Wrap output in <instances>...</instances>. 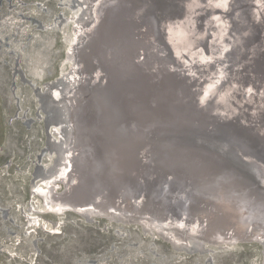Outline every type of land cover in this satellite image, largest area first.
Returning a JSON list of instances; mask_svg holds the SVG:
<instances>
[{"label": "bare ground", "instance_id": "6f19581e", "mask_svg": "<svg viewBox=\"0 0 264 264\" xmlns=\"http://www.w3.org/2000/svg\"><path fill=\"white\" fill-rule=\"evenodd\" d=\"M81 2L79 0L74 8L76 14L84 8ZM88 8L92 22L85 28H72V50L68 51L69 57L66 55V58H74L71 75L55 84H46L51 89V99L57 101L64 97L67 105L72 140L63 162H71L70 176L64 177L68 167L61 165L55 175L33 185L34 195H41L49 205V212L60 216L67 210L65 207L80 205H89L85 210L94 214L107 211L101 213L110 218L116 214L129 220L130 216L137 215L140 224L153 228L156 233L165 229L175 244L185 243L178 235L186 231L183 221L186 224L198 222V228L186 232L195 237L200 234L209 241L230 239L229 243H235L258 237V241H262L264 163L259 165L261 161L251 155L235 154L250 167L240 176L233 175L237 161L234 155L192 148L182 139L177 141L175 131L162 132L158 126L179 121L191 123L192 127L206 124L212 132L210 120L223 116L262 130L264 0H94ZM220 12L229 13L221 27L223 30L220 28L216 33L217 24L222 20ZM81 15L78 19L84 20ZM105 15L107 22L106 19L102 22ZM114 17L121 19L112 26L109 23ZM138 17L143 20L137 21ZM68 18L62 23L71 24ZM140 27H144L142 32L149 33L146 44L153 54L144 63V56L139 58L131 52L128 61L119 65V54L114 56L111 50L117 44L122 47L133 29L141 32ZM78 35L84 39L82 44H75ZM158 44L163 49L160 52ZM155 51L163 62L155 56ZM106 52L118 66L128 70V76L124 78L117 67L113 86L104 93V99L97 93V87L106 84L110 76L103 64L108 60ZM169 59L184 62V68L174 70ZM135 62L140 68L133 71ZM165 68L169 69V74L166 73L169 77L176 78L172 85H177L166 102L175 105L174 99H178L177 103H183L180 81L185 76L188 83H193L189 98L198 111L187 105L168 114L162 113L159 107L154 108L153 96L149 100L148 97L162 84ZM252 69L257 75L251 73ZM61 84L67 88H62ZM146 99L150 105L144 109L141 103ZM107 102L118 105L120 116H112L115 111L110 110L107 118L101 116V120L94 121L95 125L91 124L90 116H95ZM163 103L160 107L164 108ZM129 125L135 126L134 138L140 143L130 144L113 135ZM142 128L145 131L141 132ZM97 133L96 150L93 134ZM223 137L226 136H220L219 140H224ZM118 148L136 152L134 163L130 154ZM103 151L106 155L101 154ZM253 163L257 167H253ZM202 170L206 174L201 173ZM245 173L256 176L257 182L247 178ZM52 178H61L65 185L62 192L56 191Z\"/></svg>", "mask_w": 264, "mask_h": 264}, {"label": "rangeland", "instance_id": "374dc122", "mask_svg": "<svg viewBox=\"0 0 264 264\" xmlns=\"http://www.w3.org/2000/svg\"><path fill=\"white\" fill-rule=\"evenodd\" d=\"M80 1L84 8L76 14L79 0H0V264H264V238L174 246L138 222L82 212L89 205L51 213L34 195L33 185L61 165L70 176L58 153L69 134L67 109L51 99L46 84L73 71L72 28L92 22L94 2ZM220 13L216 33L228 15ZM67 17L71 24L62 23ZM83 41L78 35L75 44ZM51 181L64 190L61 178ZM182 225L186 231L200 226ZM185 232L178 233L184 241Z\"/></svg>", "mask_w": 264, "mask_h": 264}, {"label": "water", "instance_id": "95a60500", "mask_svg": "<svg viewBox=\"0 0 264 264\" xmlns=\"http://www.w3.org/2000/svg\"><path fill=\"white\" fill-rule=\"evenodd\" d=\"M132 18L133 19L131 21H134V17H132ZM105 19H106V22H107L106 15L102 18V22ZM120 19H121V17H118V18L114 17V18L110 19L111 21H110L109 24L112 25V26L114 24H119ZM138 20L142 21L143 19L138 17L137 21ZM150 20L153 22L154 18L150 19ZM144 27H140L141 28L140 29L141 32L137 31V28L133 29L135 34H133V30H132V33L131 34L129 33L130 34L129 35V39L124 41L122 47H121V45L117 44L111 50V51L114 52V56H116V54L117 55L119 54V56H120L119 61H118L119 65L122 62L125 63V62L128 61V57H129V54L131 52H133V54L137 55V57H139V58H142L144 56V59L142 61L144 63L146 62V59H148L150 54H153L151 48L146 44V41L148 39L147 36L149 35V33H148V31L142 32ZM154 36L156 38H158L157 37L158 35L154 34ZM134 45H136V46L134 47ZM163 45H164L163 47H166L164 43H163ZM130 46H131V50L129 49ZM133 47H134L135 50H133ZM157 47H158V50H157L158 52L163 50L162 47H160L159 44L157 45ZM138 48H139V51H138ZM158 52L155 53V56L158 58V60L163 59L162 56ZM106 53H107V55L109 54L108 52H106ZM112 58H113V56H111L109 54L107 56L108 60L107 61H103V64H104L105 68H107V70H105V71L108 72V74H110V76H108L109 79H108L107 83L106 84L102 83V84H100L97 87V93L101 97H103L104 99H105L104 93L107 90L109 91V89L112 88L115 71H116L117 67H120V66L117 65V61H114L115 59L113 60ZM172 66H173L174 70L181 71L184 68L185 65H184V62H181L180 60L177 59L175 61L174 60L171 61V67ZM110 67H111V69H110ZM138 68H140V66L135 62L133 71L134 70H138ZM257 69L258 68H256V70ZM163 71L165 73H164V77H163V79L161 81L162 84L157 86V88L155 90V93H153L152 95H149V97H148V100H149V99L152 98L151 96H153V99H152L151 103H152L153 106H155L154 108H158L159 107L160 111L162 113H165V114L171 113L173 111L175 112V110L182 108V105H187L189 109L194 110V111H198L197 107L194 106V103L189 98L190 91H191L190 89H191L193 83H188L187 82V78L184 75H182L184 77L180 81V85L182 86V88L184 90V94L180 98L183 99V103L184 104L182 102H181L182 104L181 103H177L176 101L178 99H174V101L176 100L174 102L175 105H171L170 102L169 103L166 102L167 97L173 95L174 92L176 91V89H174V88H176L177 85L173 84L174 85V87H173L172 82L174 83V81H176V78H174V77L171 78V77H169L167 75V74H169V69L165 68V70H163ZM120 72L122 73L124 78L126 76H128V70L125 67L121 66L120 67ZM251 73H255L257 75L258 72H255L254 69H252ZM182 74H184V72ZM104 81H105V79H104ZM120 89L123 90L121 87H120ZM115 91L118 93V89L117 88H116ZM64 100H65L64 97L63 98L61 97V99H57V101L62 103L67 109V105L65 104ZM148 100L146 99V101H143L141 103V105H143L142 108L147 109L148 105H150L148 103ZM105 101H107V100H105ZM162 102H164L163 103L164 104V108L160 107V104ZM130 104L131 103L128 102V105H130ZM106 106L104 108L103 107H101V108L99 107L100 109L98 110L97 114L95 116H94V114L90 116L91 124H94V121L97 122L98 120H101V116H102V118L104 117L103 119L107 118L109 116L108 114L110 113L109 112L110 110H112V111L114 110L115 111L113 113L111 112L113 114L112 116H114V117H117V116L119 117L120 116V113L117 110V108H118L117 106L118 105H113L112 103L107 102ZM127 114L128 113H126V115ZM177 115H181V114L178 113ZM182 115H184V113ZM237 122L238 121H235V119L231 118V117H227L226 118V117L222 116L219 119L212 118L210 120V122H209V124L211 125L210 128L213 127V131L212 132H210V129H207L208 127H207L206 124L201 125L200 127H192L193 125L191 123H186L185 124V123H180L179 121L175 122L174 124L159 125L158 127L160 128V130L162 132H164L166 130L175 131L176 134H177V141H178V139H179V141H180V139H182L184 143L185 142L189 143L190 147H192V148L205 149L203 151H208V153H210V152L211 153H217L218 152V153H226L228 155L231 154V155H234V156H235V154L244 153L246 155H251V156L257 157L261 161L260 163H258L259 165L261 163H264V127L262 128V130L257 131L256 128L250 127L248 125H241L240 123H237ZM63 125L69 130V134L66 136L65 142H63V146H64L63 150L58 152L59 155L61 156V162H63V156H64V153H65V150L67 149L68 144L72 140V132H71V128H70L69 122H68V110H67V118L63 122ZM151 130H155V129H151ZM140 131L142 132V131H145V130L142 128V129H140ZM149 131L146 130V132H149ZM49 133H50V131H49ZM135 133H136L135 126L131 127L129 125L127 127V129L123 128V129L119 130L118 132H114L113 135L116 138H118L119 140H121V141L127 140L128 143H130V144L140 143L139 140L134 138ZM223 135H225L226 137H223L225 139L220 141L219 138H220V136H223ZM97 139H98V133L97 134H93V142H94L95 148H96V144H97V142H96ZM217 140H219V141H217ZM97 148H96V150H97ZM118 149L130 154L131 160L134 163V157L136 155V152H131L128 149H122V148H118ZM101 154L106 155V152L103 151V152H101ZM214 155L215 154H212V156H214ZM236 158L237 157L235 156V160H236ZM239 158L240 159L237 158V161H235L236 162L235 168H233V172L231 173L233 175L235 173H237L240 176V175H242V173L245 172L244 170L246 168L249 169L248 167H250V165H245L244 162H242L243 160H242L241 157H239ZM71 160H73V158ZM68 163H69V166H70L71 162L69 160H68ZM253 165H254V163H253ZM253 167H257V165H254ZM132 168H133L132 170H136V169H134V167H132ZM54 173H56V171ZM201 173L206 174L205 171H203V170H202ZM246 177L251 179V180H255L256 182H257V179H258L256 176H254V175L252 176L249 173L246 174ZM112 198L116 199L114 197H112ZM66 209H76V210L78 209L79 210V208H77V207H65L64 210H66ZM82 209H84V208H82ZM68 211H70V210H68ZM101 211L102 210H100V213H97V212L96 213L99 214V215H103L101 213ZM82 212L92 213L89 210L88 211L84 210ZM106 212L107 211H104L103 213H106ZM112 212L117 213V211L116 212L112 211ZM113 216L116 217L117 215L114 214ZM117 217H119V216H117ZM130 217H131V219H129V220H128V218L127 219L126 218L125 219L122 218V219L123 220H128V221L138 222L137 215H132ZM145 228H149L151 231L153 230V228H150V227H145ZM154 228H156V227H154ZM158 234L160 236L165 237L169 241L172 240V239H170V235L168 234V232L165 229H160ZM185 235H187V239L185 240L184 244H180V243L179 244H175V243H172V241H171V243L174 246H183V245H186V244L194 243L195 240H200V241H203L204 243H209V244L219 243L220 242V241L218 242V239H215L216 241L215 240L209 241L210 239H208L207 237L204 236L205 239H206L205 240L204 238H201L200 234L196 235L197 237H195V236H191L190 234L185 232ZM209 238H213V237H209ZM207 241H209V242H207Z\"/></svg>", "mask_w": 264, "mask_h": 264}]
</instances>
